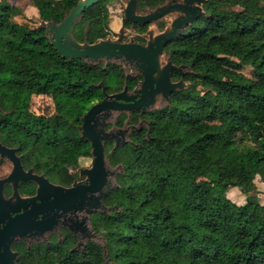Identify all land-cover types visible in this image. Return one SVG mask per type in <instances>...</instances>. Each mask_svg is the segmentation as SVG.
Here are the masks:
<instances>
[{"label":"trees","instance_id":"1","mask_svg":"<svg viewBox=\"0 0 264 264\" xmlns=\"http://www.w3.org/2000/svg\"><path fill=\"white\" fill-rule=\"evenodd\" d=\"M40 19L60 21L77 0H30ZM164 0H140L153 8ZM50 4L44 14L41 5ZM114 0H98L86 9L73 35L95 42L111 32ZM242 4L244 9L238 8ZM205 15L188 24L167 43L175 65H188L183 76L200 96H184L175 103L145 112L149 136L139 145L118 146L111 164L123 165L118 187L103 199L108 213L98 214L108 232L120 235L112 264H264V202L252 194L256 187L245 170L247 163L264 181V0H205ZM21 8L0 1V141L15 146L56 182L68 184L73 157H89V143L76 125L82 113L107 92L121 89L120 66L105 68L60 57L43 35L14 16ZM139 31L144 25H135ZM239 50L253 57L250 76L231 67ZM59 65L54 66V60ZM171 77H180L173 71ZM128 87L134 83L128 80ZM78 99L80 109L66 115L58 102L45 116L28 110L33 94ZM136 119L137 112H133ZM124 114L118 119L120 124ZM105 143L106 151L112 148ZM166 149L176 155L170 164ZM210 166L217 176L203 177ZM244 196L235 202L227 190ZM75 237L35 245L22 255L34 264H106L99 244L88 242L82 254L70 250Z\"/></svg>","mask_w":264,"mask_h":264},{"label":"water","instance_id":"2","mask_svg":"<svg viewBox=\"0 0 264 264\" xmlns=\"http://www.w3.org/2000/svg\"><path fill=\"white\" fill-rule=\"evenodd\" d=\"M98 0H77L65 13L60 21L41 19L32 27L34 30H43L55 51L66 60H80L89 65L103 63V68L116 64L130 71L124 74V84L120 91L107 93L102 81L95 84L100 88L102 98L93 103L82 115L81 123L76 125L79 135L89 143L90 164L79 169V176L70 186H62L49 182L43 175H31L37 181L36 194L22 197L16 187L12 196L4 198L0 185V264H15L18 255L11 249V244L27 240L31 242L47 241L46 235L50 232L59 234V227H65L69 233L78 237L76 247L83 246L85 240L95 236L89 223V216L94 213H108L116 205L107 206L103 199L107 193L118 187L116 177L123 171L121 163L111 165L108 156L113 150L128 144L127 134L133 125L124 124L123 127L112 125L122 113L132 111L140 113L162 109L156 107L157 98L161 102L169 103V96L174 91L187 87L182 78L171 80L172 71L182 76L191 71L188 65H175L170 53L165 54L168 42L178 37L194 19L205 15L203 3L205 0H166L153 8L137 11L139 0H125L122 7L123 20L135 24L148 25L145 44L138 43L129 37L124 41L125 30L121 27L116 37L106 36L95 42H89L84 35L79 41L73 35L75 26L80 22L84 11ZM171 15L169 23L161 30L155 32L149 25ZM165 55V61L162 57ZM133 72L141 76L138 85L128 90L127 80ZM148 134V132H147ZM113 141V146L106 151L105 143ZM0 155L7 156L13 161V172L22 168L15 149L0 143ZM5 180V179H4ZM78 213L83 214L81 218ZM103 257L107 261L105 248Z\"/></svg>","mask_w":264,"mask_h":264},{"label":"rangeland","instance_id":"3","mask_svg":"<svg viewBox=\"0 0 264 264\" xmlns=\"http://www.w3.org/2000/svg\"><path fill=\"white\" fill-rule=\"evenodd\" d=\"M0 1H7L12 5L18 6L21 8V12L19 14H16L14 16V20L19 23H26L30 27L36 26L39 21L41 20L38 17V14L35 10V8L31 5L30 0H0ZM125 0H114V5H110V8L112 12L114 13L113 20L111 22V29H113V33L118 30V28L121 26V18H122V7L124 5ZM240 9H244L245 6L240 4L238 6ZM50 9V4L45 3L41 5V11L42 13L46 14ZM140 10H146L144 6L142 7L140 5ZM171 15H168L166 17H163L162 19L156 21L155 23L149 25L151 28L155 30V32L162 30L170 21ZM84 27L82 29L83 33ZM110 35L112 38H114V35ZM127 37L136 35L134 31L130 28H126ZM143 36V35H141ZM145 36V35H144ZM83 37V36H82ZM83 39V38H81ZM165 55L162 57V62L165 61ZM254 61L253 57H243L241 52L239 50L235 51L232 57L230 58L231 67H234L238 70H240L242 73H244L247 76H250V65H252ZM80 63V60H75L74 64L75 66H78ZM54 66L57 67L59 65V59L56 58L53 62ZM101 66L103 65L100 63ZM125 70H129L128 68H124ZM202 94V91L198 87H192L185 89H182L180 91L175 92V94H172L170 98V103L161 102L160 99H157V102L155 104L156 107H162L164 108L167 105L175 103L178 99L184 97V96H200ZM58 102L60 104L62 111L66 115H71L75 111L80 109V103L78 102V99H70V100H62L57 95H52L50 93L48 94H33L31 95L30 101H29V107L28 110L31 113L34 114H42L45 116L52 115L56 112L55 110V103ZM135 123L136 121L133 120ZM147 126L143 125V127L130 134V139L133 141V143H129L131 145H139L142 144L145 140L144 132L146 131ZM166 156L168 157L170 164L174 165L176 163V155L166 149ZM110 160V158L108 157ZM73 164V171L76 174L78 168L80 167H87L90 164V156L89 157H73L70 159ZM114 166L115 164H111ZM245 170L249 173L251 176L252 181L255 184V191L252 194H255L257 197H259L261 202H264V181H262L257 174H255L251 167L245 163ZM0 172H2L0 170ZM217 176V169L214 166H210L206 173L203 175V177L207 179H211ZM227 196L235 201V202H242L243 201V195L239 192L238 189L235 187L229 188L227 190ZM92 226L97 234V237L95 238L96 242L103 246L106 251V258L108 262H111V254L115 250V248L120 243V235H112L108 232L107 225H105L100 219H98L96 216H93L91 218ZM64 234V233H63ZM19 264H31L28 258H22L19 260Z\"/></svg>","mask_w":264,"mask_h":264},{"label":"flooded vegetation","instance_id":"4","mask_svg":"<svg viewBox=\"0 0 264 264\" xmlns=\"http://www.w3.org/2000/svg\"><path fill=\"white\" fill-rule=\"evenodd\" d=\"M165 1L166 0H164L162 3H164ZM171 2H175V0H171ZM159 4H161V3H159ZM144 8L150 9L151 7L144 6ZM139 9H140V4L138 2L137 11L138 12H141L142 10L139 11ZM121 21H122V23H121V26L118 28V30L121 27L125 30L124 41H128L129 37H132L133 40L136 41V42H138V43H141V44H145L146 43V39H147L146 32L148 30V25H144L145 27H144V30L143 31H139V30L136 29L135 25H139V24H135L134 27L131 28L130 27V23L123 20V13H122ZM87 27H88V25H85L84 26V30H83V33H82V36H83L82 38H84V35H86ZM126 28L132 29L136 35L129 36L126 39V37H127ZM117 31H115L113 33V29H111V32L107 36H110L113 33L114 37H116ZM141 35H143V36H141ZM167 53H169V52H167L165 50V54H167ZM102 68H103V65H102ZM120 68H121L122 73H123V84H124V74H125V72H127V70H125L124 67H122V66H120ZM128 71H130V69ZM171 75H172V73H171ZM179 75H180V77L178 79H173L171 77V80L172 81H177V80H179L181 78L183 79V76L184 75L182 76L180 73H179ZM130 79H133L134 80V83H132L131 87H128V90L129 91H132L138 85L139 81L141 80V76L139 74L133 72V74L128 78V80H130ZM128 80H127V82H128ZM127 86H128V83H127ZM122 88H123V85H122L121 89ZM121 89H119L117 91H120ZM114 92H116V91H114ZM175 92H177V91H174V92L171 93V95L169 96V101H171L170 98H171L172 94H175ZM100 93H101V91H100ZM107 93H113V92H107ZM158 98L160 99V96ZM99 100H97V101H99ZM97 101H95V102H97ZM133 112H137V111H132L129 114L122 113V114H124V118L122 119V121H121L120 124L118 123V119H119V116L121 114L118 115L117 118H116V120L113 123H109L106 126V129L111 128L112 125H114L116 127H123L124 124L129 125V126L130 125L135 126L136 128L129 129V132L127 134L128 143H133V141L130 139V134L132 133V131L136 132V131L140 130L143 127V125H146L147 128H146V131L144 132V137H145V139H147L148 136H149V121H148L147 118L142 117V114H144L145 112L144 113L137 112V116H136V119H135L136 122L135 123L133 122V120H134L133 119V114H132ZM83 113H82V115H83ZM147 132H148V134H147ZM107 142H111L113 144V141H107ZM0 143L2 145H5L6 147L14 148L15 149V156L18 157L19 163H20L21 168H22V173H20V171L13 172L14 165H13V161L11 160V158H9L7 156H1L0 155V170L2 171V172H0V185H1V188H2V195H3L4 198H9L10 196H12L13 191H14V186L16 187L18 194L20 196H22V197L33 196V195L36 194L37 181L34 178H31L29 175H26L25 174L28 171H30V174L31 175H36V176L43 175L49 182H51L53 184H59V185H62V186H66V187L70 186L71 183L75 179L77 181H80V180H83L84 179L83 176H79V169L81 168L80 167V168H78L76 174L74 173V171L72 169V172H71L72 179H71V181L68 184H66L65 182H63V183L56 182V181H54V180H52L50 178V175H48L45 172L44 169H41L39 167V165H38V152L37 151L36 152L34 151L31 154V159H30L31 162H30L28 159H26L25 157H23V154L22 153H19L18 152L17 147H15V146H8V145L2 143L1 141H0ZM98 214H101V213L94 212V213H92L89 216V223L91 225V228H92L93 232L95 233V236L92 237L91 239L85 240V243H84L83 246L76 247V245L78 243V237L76 235H74V234L69 233V231L65 227H59V234L57 232H55V231L48 233L46 235V237H47V241L46 242H44V241H39V242L33 241L30 244H28L27 240H24V241L12 243L11 244V249L13 251H16L18 253V255H17L16 259H15V264H19V260L22 259V258H28L29 261H30V263L31 264H34L33 263V260L31 258H29L28 256H25V255H22L21 252L18 249H16V245L22 244L24 246L25 250H28L29 251L35 245H40V246L49 245V244H51L52 240H55L56 242L60 243V242L63 241V238H64L65 234H70V235H73L75 237V243L70 248V250H77V251H79L80 254H82L83 251H84V248H85V246H86V244L88 242H95V243L98 244V242H96V240H95V238L97 237V234H96V232H95V230H94V228L92 226V223H91V218L93 216H96L98 218ZM82 215L83 214L78 213V217L79 218H81ZM100 247H101V250H102V257H103V249H102L103 246L100 245ZM54 264H57V263H54Z\"/></svg>","mask_w":264,"mask_h":264}]
</instances>
